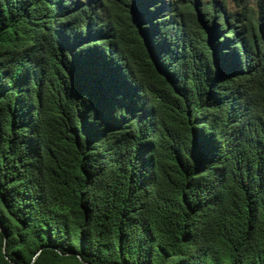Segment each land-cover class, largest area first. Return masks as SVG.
<instances>
[{
    "label": "trees",
    "instance_id": "1",
    "mask_svg": "<svg viewBox=\"0 0 264 264\" xmlns=\"http://www.w3.org/2000/svg\"><path fill=\"white\" fill-rule=\"evenodd\" d=\"M253 2L0 0V264H264Z\"/></svg>",
    "mask_w": 264,
    "mask_h": 264
},
{
    "label": "rangeland",
    "instance_id": "2",
    "mask_svg": "<svg viewBox=\"0 0 264 264\" xmlns=\"http://www.w3.org/2000/svg\"><path fill=\"white\" fill-rule=\"evenodd\" d=\"M168 4H172L174 5L175 2L179 3V4H183L185 3L187 0H165ZM199 2L200 5H198V8L199 7H203V2L206 1V0H197ZM227 2V5H228V10H237L238 9V6L242 3H245V4H248V5H253V0H242V1H239V0H226ZM199 12H201V9L199 8Z\"/></svg>",
    "mask_w": 264,
    "mask_h": 264
},
{
    "label": "clouds",
    "instance_id": "3",
    "mask_svg": "<svg viewBox=\"0 0 264 264\" xmlns=\"http://www.w3.org/2000/svg\"><path fill=\"white\" fill-rule=\"evenodd\" d=\"M226 4H227V2H226ZM227 7H228V5H227ZM201 15V14H200ZM199 18H200V20H203V18L201 17V16H199Z\"/></svg>",
    "mask_w": 264,
    "mask_h": 264
}]
</instances>
